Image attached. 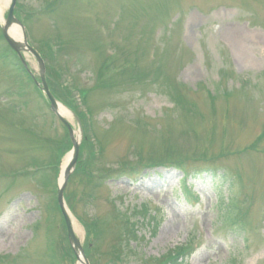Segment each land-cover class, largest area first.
I'll return each mask as SVG.
<instances>
[{"label": "rangeland", "instance_id": "obj_1", "mask_svg": "<svg viewBox=\"0 0 264 264\" xmlns=\"http://www.w3.org/2000/svg\"><path fill=\"white\" fill-rule=\"evenodd\" d=\"M6 15L0 264H82L57 203L73 145ZM14 17L79 143L63 200L89 264H264V0H16Z\"/></svg>", "mask_w": 264, "mask_h": 264}, {"label": "water", "instance_id": "obj_2", "mask_svg": "<svg viewBox=\"0 0 264 264\" xmlns=\"http://www.w3.org/2000/svg\"><path fill=\"white\" fill-rule=\"evenodd\" d=\"M14 4H15V0H10V3L8 5V12H7V16L4 20V23L1 27V31H2V35L5 39V41L7 42V44L19 55L21 62L23 63L24 66H26L25 61L23 60V58L21 57V51H28L30 52L34 58L36 59L37 63H38V67H39V76H40V87L44 92L45 97L47 98V100L49 101V106L50 109L54 112V114L65 124V126L67 127V130L69 132L71 141H72V153H71V159L67 165V167L64 170L63 173V181L60 185V187L58 188V195H57V200L59 203V206L61 207V211L65 220V224H66V229H67V236L68 239L72 245V248L77 256V258L79 259V254L82 256L83 258V264H89L84 253L82 250V247L80 245L79 240L77 239V237L75 236V234L73 233V229L71 226V221L70 218L66 212V209L64 207V203H63V198H62V192L63 189L65 187L68 175L70 173V170L72 169V167L74 166L76 159H77V155H78V142L77 140L74 139L73 137V130L71 128V126L68 124V122L60 115L59 113V104L57 103V101L55 100V98L53 97V95L51 94V92L48 89L46 80H45V76H44V65H43V61L41 60V58L39 57V55L37 54V52L28 45L27 41H26V36L25 33L23 31V27L22 25L19 23V21L14 17L13 15V8H14ZM12 26H18L21 32V40H16L14 38H12L9 35V29ZM36 84L37 81H35Z\"/></svg>", "mask_w": 264, "mask_h": 264}, {"label": "bare ground", "instance_id": "obj_3", "mask_svg": "<svg viewBox=\"0 0 264 264\" xmlns=\"http://www.w3.org/2000/svg\"><path fill=\"white\" fill-rule=\"evenodd\" d=\"M7 0H0V13H2L3 7L6 6ZM3 20V17L1 19V21ZM9 35L18 40L20 39V31L16 26H12L9 29ZM59 113L61 116L66 117L67 112L65 111V109H63L61 106H59ZM69 155L66 156V158L64 159L63 165H62V170H64V168L66 167V164L69 160ZM62 179V175L60 176V180Z\"/></svg>", "mask_w": 264, "mask_h": 264}, {"label": "trees", "instance_id": "obj_4", "mask_svg": "<svg viewBox=\"0 0 264 264\" xmlns=\"http://www.w3.org/2000/svg\"><path fill=\"white\" fill-rule=\"evenodd\" d=\"M80 94H82L81 91H80ZM182 247H183V245H179L177 247H174L168 252V254L174 255V250L176 252L177 250L181 249ZM177 255H178V253H177ZM177 255L173 256L172 259L168 262V264H180V261H178L179 257H177Z\"/></svg>", "mask_w": 264, "mask_h": 264}]
</instances>
